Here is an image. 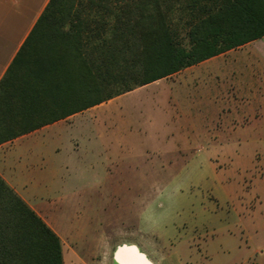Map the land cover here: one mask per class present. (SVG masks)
Segmentation results:
<instances>
[{"label":"rangeland","instance_id":"374dc122","mask_svg":"<svg viewBox=\"0 0 264 264\" xmlns=\"http://www.w3.org/2000/svg\"><path fill=\"white\" fill-rule=\"evenodd\" d=\"M202 69L52 133L56 176L34 196L64 234L65 264H114L124 245L158 264H264V103L223 99Z\"/></svg>","mask_w":264,"mask_h":264},{"label":"trees","instance_id":"16d2710c","mask_svg":"<svg viewBox=\"0 0 264 264\" xmlns=\"http://www.w3.org/2000/svg\"><path fill=\"white\" fill-rule=\"evenodd\" d=\"M262 38L264 0H51L0 82V145ZM0 264H64L1 175Z\"/></svg>","mask_w":264,"mask_h":264},{"label":"crops","instance_id":"0c3cea01","mask_svg":"<svg viewBox=\"0 0 264 264\" xmlns=\"http://www.w3.org/2000/svg\"><path fill=\"white\" fill-rule=\"evenodd\" d=\"M50 1L0 0V82ZM201 64L202 67H191V72L203 68L209 74L210 81L217 85L214 89L220 90L222 96L226 95L223 99L240 104L253 101L264 103V38ZM78 114L0 145V175L44 221L49 216L48 210L43 206L44 199L35 197L34 192L43 191L41 189L46 188V184L56 176L54 170L47 167L50 164L46 159L50 153L47 149L51 138L56 134L52 133ZM49 226L60 238L64 235L55 226ZM146 255L153 264H158ZM63 256L65 264L64 247ZM253 263L258 262L252 261L250 264Z\"/></svg>","mask_w":264,"mask_h":264},{"label":"water","instance_id":"95a60500","mask_svg":"<svg viewBox=\"0 0 264 264\" xmlns=\"http://www.w3.org/2000/svg\"><path fill=\"white\" fill-rule=\"evenodd\" d=\"M114 264H153V262L137 246L124 245L117 249Z\"/></svg>","mask_w":264,"mask_h":264}]
</instances>
